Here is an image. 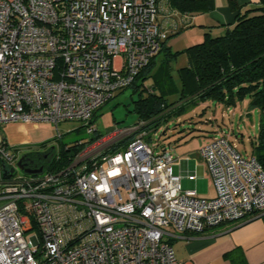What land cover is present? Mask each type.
Segmentation results:
<instances>
[{
	"label": "built area",
	"instance_id": "built-area-1",
	"mask_svg": "<svg viewBox=\"0 0 264 264\" xmlns=\"http://www.w3.org/2000/svg\"><path fill=\"white\" fill-rule=\"evenodd\" d=\"M158 17V0H0V124L53 123L46 147H58L61 121L93 134L94 112L167 39ZM123 132L64 168L31 166L37 173L17 162L44 147L10 151L0 136V264H184L167 228L201 233L264 213V168L225 136L198 149L215 189L208 198L181 187L168 148L145 131L120 143Z\"/></svg>",
	"mask_w": 264,
	"mask_h": 264
},
{
	"label": "trees",
	"instance_id": "trees-1",
	"mask_svg": "<svg viewBox=\"0 0 264 264\" xmlns=\"http://www.w3.org/2000/svg\"><path fill=\"white\" fill-rule=\"evenodd\" d=\"M170 3L182 13L202 12L212 8L211 0H170ZM228 3L237 12L233 23L223 33L211 35L206 32L202 41L181 51H171L169 47H164L165 42L162 43L158 53L164 50L173 58L182 53L187 57V65L179 69L181 96L178 100L169 102L164 91L156 84H144L150 76L156 74L153 71L154 56L128 86L132 88L131 94H137V98L132 100L130 111L136 113L137 121L144 122L139 132L145 131L146 139L151 130L157 129L170 117L177 116L180 110L192 107L199 100H211L231 108L248 98V110L257 109L259 112L258 129L251 142L249 156H254L264 168V0H259L257 5L244 11H241L235 0H229ZM161 62L169 64V57L165 56ZM98 110L94 112L92 122ZM218 135L228 138L223 132ZM100 137L101 134L94 132L87 142L80 144L76 143L77 140H60L58 147H53L46 157L40 153V160L36 165L49 170L64 168L73 161L84 145ZM228 140L234 143L229 138ZM49 143L50 141L43 142L37 148L46 147ZM114 149L111 147L109 150ZM35 153L37 152L30 151L25 156L31 158Z\"/></svg>",
	"mask_w": 264,
	"mask_h": 264
},
{
	"label": "rangeland",
	"instance_id": "rangeland-1",
	"mask_svg": "<svg viewBox=\"0 0 264 264\" xmlns=\"http://www.w3.org/2000/svg\"><path fill=\"white\" fill-rule=\"evenodd\" d=\"M183 33H174L167 40L178 38V41H181L185 37ZM182 54L183 58H186V55ZM154 61L153 71L156 74L150 76L146 81L149 84H156L161 91H164L169 102L178 100L181 96V78L178 68L184 63L183 59H174L169 66L164 64L160 69L156 68L159 60L158 62L156 59ZM131 91V87L123 89L97 111L93 124L101 134L99 140H108L109 137L115 136L117 131L128 129L130 132H123L124 134L120 135L119 142L124 143L131 139L134 133H139V129L132 130L137 121V115L130 110L132 109V100L137 98V94H131ZM247 103L248 98H245L235 107L227 108L215 101L202 102L199 100L192 107L180 110L177 116L170 117L157 129L151 130L145 140L153 146H157L158 149L161 146H166L169 149V147L176 148L179 145H186L193 149L203 143L210 135L209 129L215 128L217 125L221 130H224V134H228V138L235 143L237 150L242 155L249 156L252 150L251 142L258 129L259 112L257 109L248 110ZM57 128L62 134L61 140L66 142L74 140L87 142L94 134L85 132L84 128H81L80 121H61L57 124ZM163 130L164 133H162ZM55 135V124L49 122L0 124V136L6 140L10 151L14 148H34L47 141L53 144L55 141L52 139ZM40 138L43 139L40 140ZM95 142L84 145L75 156L76 160L79 161L85 158L88 153L95 152ZM58 143L57 141L56 144ZM99 148L105 147L101 145ZM28 235L29 233H27Z\"/></svg>",
	"mask_w": 264,
	"mask_h": 264
},
{
	"label": "crops",
	"instance_id": "crops-1",
	"mask_svg": "<svg viewBox=\"0 0 264 264\" xmlns=\"http://www.w3.org/2000/svg\"><path fill=\"white\" fill-rule=\"evenodd\" d=\"M228 1L211 0L212 8L209 10L182 13L171 5L170 0H158V20L168 30V37L177 32H184L185 35L181 41H178V38L166 39L164 47H169L171 51H181L202 41L206 32L211 35L223 33L233 23L237 12L229 6ZM235 1L240 5L241 11L259 2V0ZM165 56L169 57L170 62L178 58L183 59L184 63L178 71L187 65V57L183 58V54L173 58L169 56L168 51L163 50L155 55L156 62L159 60L156 68L163 67L165 63L161 60ZM144 84L151 85L147 81ZM121 91L116 92L114 96ZM96 132L99 133L98 130ZM208 132H210L208 138L196 148L179 145L176 148L169 147V150L173 156L172 171L180 177L181 187L194 189L199 196L209 198L215 195V189L209 169L198 154V149L224 130L216 125ZM226 136L228 137V134ZM189 175H194V179H189ZM165 239L173 247L176 258L184 264H264V213L239 223H224L210 227L201 233L188 231L178 233L169 227Z\"/></svg>",
	"mask_w": 264,
	"mask_h": 264
},
{
	"label": "flooded vegetation",
	"instance_id": "flooded-vegetation-1",
	"mask_svg": "<svg viewBox=\"0 0 264 264\" xmlns=\"http://www.w3.org/2000/svg\"><path fill=\"white\" fill-rule=\"evenodd\" d=\"M53 147L54 146L52 145L50 147H44L41 150H34L37 153H35V155L31 158H26V156H24L22 163L29 167L35 166L40 160V153H43V156L45 157L47 154L52 152Z\"/></svg>",
	"mask_w": 264,
	"mask_h": 264
},
{
	"label": "water",
	"instance_id": "water-1",
	"mask_svg": "<svg viewBox=\"0 0 264 264\" xmlns=\"http://www.w3.org/2000/svg\"><path fill=\"white\" fill-rule=\"evenodd\" d=\"M24 158V155H22L19 159V161L17 162V166L19 169L23 170L24 172L26 173H37V172H40L42 170V167H39V168H30V167H26L23 163H22V160ZM13 168L9 170L7 176L13 172ZM3 174H6L5 172Z\"/></svg>",
	"mask_w": 264,
	"mask_h": 264
}]
</instances>
